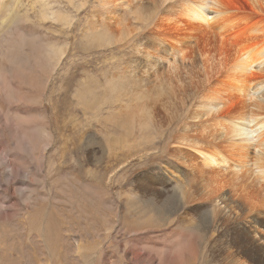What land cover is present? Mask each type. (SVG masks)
I'll return each mask as SVG.
<instances>
[{
  "label": "rangeland",
  "instance_id": "obj_1",
  "mask_svg": "<svg viewBox=\"0 0 264 264\" xmlns=\"http://www.w3.org/2000/svg\"><path fill=\"white\" fill-rule=\"evenodd\" d=\"M14 1L0 16V264H247L242 247L264 251V211L169 142L182 94L148 93L149 0ZM111 21L130 35L111 40Z\"/></svg>",
  "mask_w": 264,
  "mask_h": 264
},
{
  "label": "bare ground",
  "instance_id": "obj_2",
  "mask_svg": "<svg viewBox=\"0 0 264 264\" xmlns=\"http://www.w3.org/2000/svg\"><path fill=\"white\" fill-rule=\"evenodd\" d=\"M13 1L0 0V16L8 13ZM245 5L260 15L257 22L240 13ZM145 7H141L143 32L151 31L140 47L141 56L155 84L148 93L154 95L157 88L160 101L182 94L183 106L177 112L172 105L168 110L178 124L170 144L194 152L195 159L182 152L179 158L197 167L201 176L209 172L207 184L215 183L217 189L231 186L237 194L247 195L250 212L264 211V0H149ZM111 23L105 27L108 36L130 35L122 21L118 26ZM184 23L188 28L182 38L176 29ZM3 24L8 29L16 25L15 20ZM49 54L45 59L54 69L58 57ZM148 105L131 112L136 124L156 114L152 103ZM253 247H242L247 264H264V251Z\"/></svg>",
  "mask_w": 264,
  "mask_h": 264
}]
</instances>
